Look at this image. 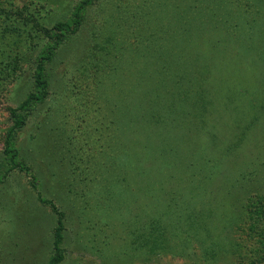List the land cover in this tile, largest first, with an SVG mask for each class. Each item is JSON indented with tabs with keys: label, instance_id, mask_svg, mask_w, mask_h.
<instances>
[{
	"label": "rangeland",
	"instance_id": "rangeland-1",
	"mask_svg": "<svg viewBox=\"0 0 264 264\" xmlns=\"http://www.w3.org/2000/svg\"><path fill=\"white\" fill-rule=\"evenodd\" d=\"M83 1L0 0V264H50L57 226V215L38 200L30 179L6 154L8 147L16 150V163L29 166L40 177L43 198L55 201L67 215L60 264H264V34L256 39L253 54L238 53L234 62V72L240 76L234 109V173L228 179L214 176L207 184V195L217 204L215 211L227 219L225 229L209 238L196 228L198 235L190 243L183 238L176 245L170 239L165 243L175 251L142 255L138 240L130 238L126 227L128 210L136 213L142 204L139 194H130L121 184H110L107 193L103 184H97L108 160L104 153L108 132L102 125L105 104L94 84L85 94L90 80L77 72L90 68L88 40L96 37L103 46L111 34L122 38V31L115 30L116 18H126L122 29L142 22L137 13L142 3L122 11L114 0L90 3L82 31L71 32L53 60L46 62L49 95L20 109L30 95L38 94L37 65L51 44L47 30L73 22ZM134 13L138 19L131 17ZM14 110L24 124L10 137L16 123ZM64 122L67 130L72 127L65 131L72 141L67 151H60L57 136ZM87 160H91L89 170L95 169L90 183L80 178ZM254 170L259 172L253 174ZM104 176L110 177L108 172ZM140 185L130 184L134 189Z\"/></svg>",
	"mask_w": 264,
	"mask_h": 264
},
{
	"label": "trees",
	"instance_id": "trees-1",
	"mask_svg": "<svg viewBox=\"0 0 264 264\" xmlns=\"http://www.w3.org/2000/svg\"><path fill=\"white\" fill-rule=\"evenodd\" d=\"M99 1L84 0L73 22L47 30L51 44L37 65L38 94L30 95L20 109L47 98L46 62L53 60L71 32L82 31L87 6ZM139 2L142 22L122 29L126 18H116L115 30L122 31V38L111 34L103 46L96 37L89 39L90 68L77 72L90 80L85 94L94 84L105 104L102 125L108 132L104 142L108 160L97 184H103L107 193L110 184H121L130 194H139L142 204L136 213L128 210L126 227L130 238L138 240L142 255H156L175 251L172 244L165 245L169 239L174 245L182 238L190 243L198 235L196 228L212 238L226 227L227 219L215 211L217 204L207 195V184H212L214 176L228 179L234 173V109L240 91L234 62L238 53L253 54L256 39L259 34L263 37L264 0H114V5L122 11L127 6L136 8ZM132 16L138 19L137 14ZM91 28L90 34L95 35ZM18 110L13 111L16 123L10 137L24 124ZM67 123L58 129L60 151L71 146L65 131L72 127L67 130ZM6 154L30 179L38 200L57 215L50 264H60L67 215L55 201L43 198L40 177L29 166L15 162L16 150L8 147ZM91 160L80 172L81 180L88 183L95 170H89ZM130 184L141 185L134 189ZM226 237L228 244L231 238Z\"/></svg>",
	"mask_w": 264,
	"mask_h": 264
}]
</instances>
